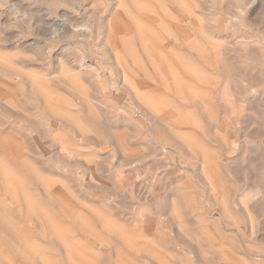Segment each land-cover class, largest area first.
Masks as SVG:
<instances>
[{
    "label": "bare ground",
    "instance_id": "1",
    "mask_svg": "<svg viewBox=\"0 0 264 264\" xmlns=\"http://www.w3.org/2000/svg\"><path fill=\"white\" fill-rule=\"evenodd\" d=\"M33 1H34L33 3L27 2V0H16V1L10 2V5L8 8L10 9V12L13 15V17H15V19L18 21V23L15 22L16 23L15 25H17V27H19V30H20V32H17V33L14 32L16 33L15 35L5 34L6 31H8V29L13 23L11 19L6 18L3 12H0V264H141L142 254L148 261L151 262V264H158L157 263L158 260L155 258L156 256L155 257L153 256L154 255L153 249L157 248L156 245H158L161 241H157L160 239L157 238L158 236H157L156 222L154 220L155 216H152L147 212V209L145 207V206H148L147 204L146 205L144 204L143 206V203H146L145 202L146 200L143 196L145 194L143 192H142L143 193L142 196L140 195V192H139V195H140L139 198L138 199L135 198L139 202L138 204H142V206L140 205V207L138 205H135V206L142 209V211L141 212L139 211L133 214H132L133 212L132 211L130 214V212L126 210L129 213V214L126 213L127 214L126 215L124 211L118 212L117 210V213H116L115 212L116 210L113 209L116 214L121 216V217H118V215H116L118 218H120L118 219L116 217V219H118L117 221L113 220L115 216L114 214H113L114 216L112 215L113 218L111 216L109 217L106 215L107 211L104 212L102 209L98 208V205L99 206L101 205L99 204V202L102 200L100 198L102 197L105 199V196L104 197L98 196L99 195L98 192L96 194H93V191L95 190L98 191V189L101 190L103 188L106 189L107 187H109L108 185L105 187L104 185L100 184V181L102 180V179L100 180L101 178L100 175H102L105 172H110V169L107 170L105 169L106 168L105 167L104 168L105 171L103 172L101 171L102 173H99V171L96 172V169L92 166L93 164L92 160L88 159L87 157H85V155L82 154L81 149L85 148L86 145H80L79 142L81 141L83 142L86 140H94V141L96 140L98 143H103V142L99 138L100 136L99 137L94 136L91 130L83 126L81 118L83 119L84 117L86 119L85 122L88 123L89 126L92 128H94V125L98 124L102 126V130H103L104 128L106 129L107 126H109L110 128L111 125L107 121L106 116H104L103 114L105 109L103 108V106L100 105L103 100L101 101V99L98 97L100 99L99 100L95 96V93L93 94V96L91 93H88L87 90L84 89L82 86V84L85 81L82 83L81 81L82 77H80L83 74H85L86 76H92V75L86 74L87 72L93 73V76H94V74L95 75L97 74V71L99 70V68L98 70H96V66L88 65L87 68L84 69L85 66L83 62L85 61L86 56L89 54L99 55L100 58L98 57H95V58H98L97 60H98V63H100L99 66L101 67V69L105 70L104 76H109V74L112 71H115V73L117 72L119 75H121L120 77L122 78L120 80L123 79V82H124L123 84H125V86L128 84V81L131 80L132 75L134 74L148 75L147 70L140 69L141 67H143L144 64L146 66L148 65V67H151L153 72L158 74V76L160 75V71L158 69L155 70V66L162 67V72H164L165 77H169L170 82L173 80L178 81V82H183L184 86L182 87L179 86V87L180 89L186 90V89H189V86L193 87V85L189 84V82L191 81L190 79H188L187 82L183 80L186 74L190 73L194 76V78L200 80V79H203L201 78V76H204V78H206L207 76L209 77L208 71H210L209 66L203 72V69L201 66L200 68H195L193 64L188 63L189 57L192 56L190 55L192 52L193 53L195 52V55L197 54L199 56L201 55V57L203 53H206L207 56H204L203 54V59L204 60L208 59V61L205 60L206 62H208V65H212L210 64L212 63L211 62L212 59L213 61L214 59L215 60L217 59L218 57L217 53L220 48L223 49V51L225 52V58L228 60H229V57H231L229 55V53L231 52H237V54L246 53L247 56L248 55L250 56L251 54L253 56V60L252 59L251 60L254 63V72H255L253 76H255L256 79L253 83V90L251 91L252 96L250 95L251 100L250 101L248 100V101L252 102L253 104V113L255 117V123L253 122L255 124L254 134L256 135V139L259 140L261 134L264 133V0H236L238 3H240L239 7L240 9H242L243 14L240 13L241 12L240 10V12H238L237 14L232 15V17L229 18L228 21H225L226 25L224 27L227 30L230 26H233L238 32L239 24L245 23L246 29H244V32H242L240 35L236 37L237 42L236 43L232 42L233 44L231 43L232 40L231 41L229 40L230 42L229 43L228 38L226 37L219 38V36L215 34L216 32L214 33L212 31H209L210 29L206 31L205 28L198 26L199 24L198 19L202 17L201 15L203 12V9L200 8L201 2H199L198 0H111L113 2V3L111 2L112 3L111 8L110 10L106 11L108 12V16L106 15L107 13L105 14L107 18H103L102 23L99 20L100 18L98 19L99 23H97V21L95 22L96 23L95 28H94L95 34L93 31H91L90 29L86 27L87 25L83 26L84 25L83 24L82 26H78L76 23L77 22L76 19L73 18L76 16V14L75 13L71 14L67 11V10L71 11L70 7L71 8L73 7L75 11L78 9L80 10L85 4V0H56V1H59L60 6L62 7L64 4L68 3L69 1H71L72 3V6H70L68 9L65 8L66 12L63 15H61V17H63L62 18L63 20H61L59 16H56L57 14L54 15L51 12L52 11L51 8H47V10L50 11L51 13L45 15L46 13L44 14V12H46V9L39 8L40 0H36V1L33 0ZM101 1L102 2L106 1L104 3L106 4L108 0H101ZM43 2L41 3L42 5H43ZM217 2L219 4V1ZM55 4L53 3L54 6ZM108 4H110V2ZM220 6L221 4H219V7ZM239 7H236V8H239ZM206 10L208 11V9ZM85 13H83L82 15L85 16ZM96 13L95 14L92 13V15H96ZM100 13L103 16V13L102 12ZM250 14L252 15L254 14L252 20H250L251 19V17H249ZM207 15H210V14H207ZM218 18H221V17H218ZM84 19H83V22L86 21V20L84 21ZM156 19H159L160 24L158 23L157 26L154 27L155 29L154 28L151 29V24L154 23ZM95 20L97 19L95 18ZM165 21H169L170 24L167 25ZM92 26H94V23ZM209 26L210 25H208V27ZM146 28L149 29V31ZM10 29H12V26ZM99 29H102V32ZM156 29H159V31ZM192 31L195 33L193 34ZM95 36H99V38H103L104 41L102 43L101 39L99 40L98 38H96L97 42L95 41L96 45L93 48V46L91 47V44L94 43L93 37ZM66 38H69L70 41L66 42L67 45L63 43L65 45L64 47L60 46L62 42L66 41ZM71 39H76L75 40L76 42L71 41ZM219 41L221 44H219ZM77 42L80 43L84 48L82 46L78 47V45L80 44H77ZM30 53H32L33 58L30 59L24 56V54L29 55ZM75 53H78V55H80L79 57L81 58L82 63L81 62L79 63L77 62L75 64L73 63L72 55H74ZM44 65L48 66V69H46L48 74L44 73L45 71ZM232 71L235 72L234 70ZM100 76L93 78V80L96 78L101 79L102 77L100 78ZM227 78H225V80L223 79L225 89L222 91V94H223L222 101L223 100L225 101L226 107L229 110V108L231 109V106L234 103V95L232 96L231 90L229 89V81ZM84 79L85 78L83 77V80ZM89 80H90L89 83L91 84L92 80L91 79ZM239 80L240 79H238V81ZM95 85L93 87H95ZM121 86H118V87H121ZM99 87L97 85L95 89L97 88L96 90H98ZM123 89L121 88V90ZM102 90L105 91V95H106L107 87L105 86V89L103 88ZM32 96L37 97V99L39 98L41 100L40 104L37 105V107H34V106L32 107L31 105H29V101H31L32 98L28 101V97H32ZM133 96L134 95H132V98ZM134 99L137 100L135 97ZM217 99H219V95ZM15 100H17V103H18V100H20V102L23 103L22 105L27 106L30 110H32L31 112L35 111L34 112L35 115L33 117H28L25 114H23L15 106V103H14ZM100 101L101 103L99 104ZM146 102H147V112H149L150 107H152L154 109L152 110L155 112H156V109L158 110V106L155 107V101L146 97ZM99 106H101L104 110L103 109H102L103 111L100 110L101 108ZM81 107L83 110L81 109ZM95 107L96 109H98L97 113L94 110ZM177 107L176 106L175 108L171 107L170 109L166 108V110H177L178 111L179 108ZM84 109H86V112H85L86 114H84ZM122 109H123V106H122ZM106 110H108V108H106ZM143 110H141L140 112L142 113ZM245 110H246L245 107L243 105H240V110L238 113L241 114ZM1 111H3L5 114H2ZM67 111H71V113ZM129 111L132 112L131 110ZM29 112L30 111H28V114ZM147 112L145 111L144 113H147ZM219 112L220 110H218V113ZM120 113L122 112L120 111ZM120 113L118 115H122ZM178 114H180V112H178ZM148 116L151 117L150 115ZM119 117L120 116H118L117 119H119ZM121 117H123V115ZM141 117H143V115ZM108 118L111 119V117H108ZM148 119L149 118L147 117V122H148ZM21 120L28 123L27 125H29L30 129L33 131V134L30 133L31 131L27 132V130H29L28 128L26 130L23 129V127L25 128L26 125L23 127H21V125L20 127L18 126L19 124H21L19 122ZM150 122L151 121H149V123ZM149 123H146V124L148 125ZM151 123H152L151 124L152 126L153 125L155 126V129L159 126L158 124L156 126V124H153V122ZM119 125H120V122H119ZM119 125L117 126L118 128L120 127ZM173 125L171 124L172 127ZM176 126L178 125H175V128H178ZM122 128L123 127H121V129ZM159 128L157 129L159 130ZM162 129L160 128L161 131ZM180 129L182 131L183 128H180ZM158 130H157V134L159 133ZM209 130H211L210 127H209ZM114 131H116V129ZM144 131H147V130H144ZM223 132L224 131H222V133ZM28 133L31 134V136ZM160 133H162L161 135H163V132H160ZM227 133H229V131ZM231 134L230 136H232ZM165 135L166 137L167 135L169 136V134L166 133V130H165L164 136ZM115 136L116 138L114 137V135H111L112 137L111 139H113L112 141L114 142L113 145L115 149L117 150L116 152L119 154V159H120V163L119 164L117 163L114 165V166H118L116 168L121 169L123 166L127 164L133 166V164L135 165L137 161L140 162L143 160V155L141 154L139 150H130L131 149L130 147L129 149H127V147L125 146L127 142L126 141L127 137L130 139L129 140L130 142H132L136 137L135 138H132L129 136L125 137L121 134L115 135ZM134 136L135 134L133 135V137ZM141 136L142 134H140V136L138 137L139 139L136 138L138 142L140 141V144L138 143L139 145H142L141 139L144 140L142 138L143 136L142 137ZM145 136H147V134ZM155 136H156V133H155ZM169 137L171 138L172 135ZM173 137H172V140H173ZM146 141L144 144H146ZM162 141L164 143V141H167V140H165L164 138ZM214 141L210 140V142H214ZM154 142L157 143V141H154ZM260 142L261 141L259 142L257 141L258 143V144L256 143L257 148L260 147ZM135 143L137 142L135 141ZM135 143L131 145L137 146ZM173 143H175V141ZM47 145H48V149H46ZM93 145L95 146V144ZM105 145L104 147H107ZM156 145L158 146L159 144L157 143ZM176 145L179 146L178 143H176ZM185 147L187 149H190L187 145ZM175 148L178 149L179 147L178 148L175 147ZM88 149H89V146H88ZM156 149L157 148H155V150ZM256 150L257 149H255V151ZM145 153H147V151ZM153 153L155 154L154 151ZM182 153H183V150H182ZM262 153L263 152L261 151V155ZM148 155H147V158H148ZM202 155L204 157L203 153ZM90 156L92 157V155H89V157ZM140 156H142V158ZM262 157L264 159V156ZM157 158L159 157L157 156ZM236 158L237 156L235 157V159ZM257 158H259V156ZM185 159H189V158H185ZM79 164L82 166L83 169H85L84 174L86 175V180H84V183H83V180L81 183V179H79L81 177V172L79 170L81 169H79V167L76 168V166ZM154 164L156 163L154 162ZM154 164H149V165H154ZM164 164L166 165V163ZM169 165H170V161H169ZM201 165L203 169L202 173L204 174L206 170H205L204 164L202 163ZM167 166L168 165H166V167ZM185 167L187 168L189 167L191 169L189 165ZM123 168L125 169V167ZM185 171H188V170L185 169ZM190 172L194 174V172L192 171ZM123 173H125L124 170H123ZM163 174L162 176H160L161 178H163ZM85 175L82 176V178L85 177ZM196 175L198 176L199 173ZM228 175H230V173ZM106 176L108 177L109 175H105V178ZM197 176L196 177L194 176V177L197 178ZM133 177L135 178V176ZM168 177L169 176L165 177V180H167L166 178ZM204 177H206L205 174H204ZM214 177H217V176H214ZM195 178L193 180H195ZM201 178L202 176L199 179ZM202 180L200 181L202 182ZM207 181H208L207 184L209 185L210 189L215 190L216 184H212V181H210L209 179H207ZM213 181L215 182V179ZM164 182L167 183L169 181H163L161 184H164ZM201 182L200 184H198L199 187L201 185ZM124 185H126V183ZM148 186L150 187L151 185H148ZM165 187H168V186L165 185ZM219 188L221 189V187ZM114 189L116 190V188H113L112 190ZM141 189H144V188H141ZM84 190H86L85 192L92 191V195H89V196L88 194L84 195L85 193L83 192ZM100 190H99V193H100ZM146 190L149 191L148 187ZM146 190H144V192H146ZM247 190L249 191V189ZM101 191H102L101 193H103V190ZM216 191L218 192L217 188H216ZM219 191H222V190H219ZM107 192L111 193V191H107ZM116 192L113 191L112 195L113 193L116 194ZM136 193H137V189H136ZM103 194H106V193H103ZM205 194L207 195V192ZM170 197H171L170 198L171 208L169 209L170 210L169 212H171V209H174V212H175V209H178V208H186L187 210V209H194L196 207L197 208L196 210L202 213V211L205 209V205H202V206L195 205L194 206L193 200L187 198V196H184L185 200L183 202H180V200L178 201L177 199L178 197L175 194H171ZM75 198L80 199L81 202L80 203L77 202ZM110 198L112 199L114 197H110ZM203 199L205 200V198ZM105 201L107 202L106 199ZM179 202L182 205H180ZM206 205H208V203H206ZM241 205L243 209L245 210L248 209L244 201H241ZM127 207L126 209H128ZM149 207H151V205ZM237 209L235 210L237 211ZM140 213L145 214V216L144 217L141 216ZM154 213L155 212H153V214ZM177 213H178V210H177ZM174 215H175L173 216L174 218H172V216L171 217L169 216V221L175 227L177 225L178 227H176V229L181 232L182 230L181 222L177 220L179 216L177 217L176 214ZM186 215L189 216V214H186ZM249 219H250V222L253 228L254 221L252 220V217L250 215H249ZM220 220H222V218ZM194 229H197V226ZM258 229L256 232H258ZM188 232L184 231L182 234H179V237H182L184 239L183 243L185 245H188L190 247H193V246L196 247L195 246L196 244H194L195 242L193 238L190 237L192 235H190V233ZM164 234H167V233H164ZM211 238L214 240V239H217L218 236L214 235V237L211 236ZM244 239L246 240V238H243V240ZM241 244L244 245L243 243ZM144 245L147 246V249H143ZM224 248L225 247L222 248L223 250L220 248V251L224 252L225 250ZM168 251H172V250H168ZM226 251L227 250H225V252ZM129 252H131L132 257L134 259H131L126 255V253H129ZM194 252L197 253L196 254L197 256L199 255L198 250L197 251L194 250ZM181 253L182 252L180 251L177 252L175 250L174 252H172V254L173 255L175 254L177 258ZM230 254L233 256L232 252ZM200 255L197 257L198 264H205L206 261ZM248 255L250 254L248 253ZM227 256L228 257H225V262H227L228 264H232V263L239 264L238 261L234 260L235 258H237L238 255L233 258L229 255ZM259 256H262V255H259ZM252 258H255V257H252ZM167 259L169 258L167 257ZM257 261L259 262V260ZM163 263H164V260H163ZM180 263L182 264V262Z\"/></svg>",
    "mask_w": 264,
    "mask_h": 264
},
{
    "label": "rangeland",
    "instance_id": "2",
    "mask_svg": "<svg viewBox=\"0 0 264 264\" xmlns=\"http://www.w3.org/2000/svg\"><path fill=\"white\" fill-rule=\"evenodd\" d=\"M11 1H16V0H0V12H3L5 14L6 18L11 19L12 23H13L11 25L12 29H10L11 28V26H10V28H9L10 30L8 29V31H6L5 34L15 35L17 32H20V30H19V27H17V25H15L16 24L15 22L18 23V21L15 19V17H13V15L10 12V9L8 8ZM46 1H47V3H46ZM87 1L85 0V5L80 10L78 9L76 11L74 10L73 7L72 8L70 7V6H72L71 1L66 3L67 6H66V4H64L62 7V6H60L59 1H56V0H49L50 3L48 2V0H42V1L40 0L39 8L46 9V12H44V14L46 13L45 15L52 12L54 15L57 14L56 16H59V18L61 20H63L62 19L63 17H61V15H63L66 12V9H68L70 7L71 11H69V10H67V11L71 14L72 13L76 14V16L73 18L76 19L77 25L78 26H82L83 24H84L83 26L87 25L86 27L94 32L95 31L94 28H95V24H96L95 22L97 21V23H99L98 19L100 18L99 20L102 23V19L107 18L108 12H106V11L110 10L113 2L111 0H108L110 2V4H108L109 3L108 1L106 4H104L106 1H103V2L101 0H87ZM90 1H92V2H90ZM198 1L201 2L200 8L203 9V12L201 15L202 17L200 19H198V21H199L198 26L205 28L206 31H208V29H210L209 31H212L214 33L216 32L215 34L217 36H219V38H223V37L225 38L226 37V38H228V42H229V40L230 41L232 40L231 43L232 42L236 43L237 42L236 37L238 35H240L242 32H244V29H246V24L245 23L239 24L238 32L233 26H230L227 30L225 29L224 26L226 25L225 21H228V19L231 18L232 15L237 14L238 12H240V10H241L240 13L243 14L242 9H240V7H239L240 3H238L236 0H212V1L211 0H208V1L207 0H198ZM217 1H219V4H221L220 7H219V4ZM27 2L33 3L34 1L33 0H30V1L27 0ZM42 2H43V5L41 4ZM55 2H56V4H55ZM53 3L55 4V6L53 5ZM87 4H89V5H87ZM103 6H105L106 8ZM236 7H239V8H236ZM47 8H51L52 11L51 12L48 11ZM61 9H62V11H61ZM83 9H85V10H83ZM206 9H208V11ZM88 10H90V11H88ZM104 10H105V12H104ZM84 11L85 12L87 11V12L85 13ZM96 11H97V13H96ZM100 12L103 13V16ZM83 13H85V16L82 15ZM92 13H94V14L96 13V15H92ZM105 14L107 16H105ZM207 14H210V15H207ZM218 15H220V16H218ZM10 16H11V18H10ZM210 16H212V17H210ZM216 16L221 17V18H218ZM253 16H254V14L253 15L250 14V16H249V17H251L250 20H252ZM81 17H83V18H81ZM89 17H90V19H89ZM213 17H215V18H213ZM95 18L97 20H95ZM83 19H84V21L86 20L85 21L86 23L83 22ZM104 21H105V19H104ZM155 22H156V24H158L159 19H156ZM165 22L168 23V21H165ZM93 23H94V26H92ZM208 25H210V26L208 27ZM215 28H217V29H215ZM99 30H101V32H102V29H99ZM14 32H16V33H14ZM194 33L195 32H193V34ZM94 34H95V32H94ZM196 34H197V32H196ZM93 38H94V43H92L93 45L91 44V47L93 46V48L97 42L96 38H98L99 40L101 39L102 43L104 41L103 38H99V36H95ZM68 39L69 38H66V41L62 42V44L60 46L64 47L65 45H67L66 42L70 41V39L69 40ZM76 39H71V41H75ZM77 44H80V43L77 42ZM219 44H221L220 41H219ZM79 46L81 47L82 45L80 44V45H78V47ZM203 54H204V56H207L206 53H203ZM203 54L201 57V55L200 56L198 54L195 55V52L194 53L192 52L190 54L192 56L189 57L188 63L193 64L195 66V68H200V66H201L203 69V72L209 66V69H210V71H208L209 77L205 76L206 78H204V76H201V78H203V79H201L202 80L201 84H199V82H198L199 80L195 78L194 79L195 84L193 87L189 86V89H186V90L182 89V92L179 93V95H178V96H181V98L178 97V100L170 102V105L173 106L174 108H175V106L176 107L178 106L177 107V108H179L178 111L177 110H163L162 112L158 111L157 116L154 115L156 113L149 111L146 113L145 118L140 119L141 120L140 125L138 124V119H137L136 115H132V114L125 115L123 113L124 116H126V117H124V118L119 117V119H117L118 115H115V113L113 112L114 111L113 108H117V107L113 106L112 102L110 101L111 97L105 95V91L102 90L103 88L105 89L106 83L108 84V82H106V80L104 79V77H105L104 71L105 70L101 69V67L99 66L100 63H98V60H97L100 57H99V55H95V54H93V55L89 54L86 56L85 61L83 62L84 66H85L84 69L87 68L88 65H92V66H96V70H98V68H99V70L97 71L96 75L94 74V76H93V73H91V72L90 73L87 72L86 74L92 75V76H86L85 74H83L84 76L83 75L80 76V77H82V79H81L82 83L84 81L85 82L88 81L87 83H89L90 82L89 79L92 80L91 81L92 85L90 83L87 84L84 82L86 85L83 83L82 84L83 88L86 89L88 93H91L92 96L95 93V96L97 98L99 97L101 99V101L102 100L104 101V103L102 101V103L104 105L101 103V101L99 102V104L101 103L100 105L103 106V108L105 110H106V108H108V110L105 111L101 106H99V107L101 108L100 110H102V109L104 110L103 114H104V116H106V119L110 123L111 126H113V124L119 125V122H120V125H121V122H122V125L128 124L130 129H131L130 135L132 138L136 137L137 139H139L138 137L140 136V134H142L143 137L142 136L141 137L144 139V140H142L140 138L141 142H142L140 149H137V148L136 149L135 148L130 149V150H139L141 152V154L143 155V160L140 162L137 161L138 163L136 162L135 165L133 164V166L127 164V165L123 166V167H125V169L122 167L121 168L122 170H121V169L116 168L118 166H114L115 164L120 163V159L118 157L112 158L111 156H109L110 155L109 153H111V148L113 146L111 144V142L113 141V139H111L112 138L111 135H113V134L110 133L111 128H109V126H107L106 129L103 127L104 129L102 130V126H100L98 124L97 125L99 127L97 125H94V128H92L89 126L88 123L85 122L86 119L84 117H83V119L81 118L83 126L88 128L89 130H91L92 133L94 134V136H98V137L100 136L99 138L104 143V144L98 143L96 140L95 141L94 140H86L83 142L81 141V142H79L80 145H86L85 148L81 149L82 154L85 155V157H87L88 159L92 160V163H93L92 166L96 169V172L99 171V173H102L103 171H105V169H107V170L110 169V172H105L102 174L104 176L100 175V177H101L100 180L102 179L100 181V184L104 185L105 187L108 185L110 187V189H109V187H107L106 189H104V188L101 189V190H103V193H106V194L101 193L102 191L100 189H98V191L97 190L93 191V194H96L98 192V194H99V195L97 194L98 196H103V197L105 196V199L109 203H107L105 201V199L101 197L100 199H102L101 200L102 202L101 201L99 202V204H101V205L100 206L98 205V208L102 209L104 212L107 211L106 215L109 217L111 216L113 218V216L115 215L113 218V220H115V221L120 219L118 217H121L118 214H116L117 210H118V212L124 211L125 214L126 213L129 214L128 212H130V214H131L132 211H133L132 214L139 212V211L141 212L142 209H140L139 207H140V205L142 206V204H138L139 202L136 199H138L140 195L142 196L143 193L145 194L143 196L146 200L145 201L146 203H143V206H144V204L145 205L147 204L148 206H145L147 209V212L150 215L156 217V218L154 217V220L156 222V229H157V236H158L157 238L160 239L157 241H161L158 245H156L157 248L153 249V251H154L153 256L154 257L156 256L155 258L158 260V262H157L158 264H162L163 260H164L163 264H167V263L169 264L171 262H172L171 264H177V262H178V264H181L180 262H182V264H198L197 257L200 254H201L200 256H202L204 258V260L206 261V262L204 261L205 264H226L227 262H225V257H228L227 255L231 256L232 258L236 257L238 255L237 258H235L234 260L238 261L239 264H264V258H263V256H264V241H263L264 240V232H263L264 231V159L262 157V156H264L263 155L264 154V141H263L264 140V133L261 134L259 140L256 139V135L254 134L255 117H254V113H253V104H252V102H249L251 100V96H252L251 91L253 90V83L256 79L255 76H253L255 74L254 63L252 62L253 56L251 54H250V56L249 55L247 56L246 53L237 54V52H231V53H229V55L231 57H229V60H228L225 58V52L223 51L222 48H220L218 50V53H217L218 54L217 59L216 60L214 59V61L212 59L211 60L212 63H210L212 65H208V62L205 61V60L208 61V59L204 60ZM24 56L27 58H30V59L33 58L32 53H30L29 55L24 54ZM74 56H76V57H74ZM79 56L80 55H78V53H75L74 55H72V61L74 64L77 62L82 63L81 58ZM95 57H98V58H95ZM239 57H241V58H239ZM44 67H45L44 73L46 74L47 73L46 69H48V66L44 65ZM241 68H242V70H241ZM232 70H234L235 72H233ZM98 72H100V73H98ZM98 76H100V78L101 77L102 78L101 79L96 78L93 80V78L98 77ZM83 77L86 80L85 79L83 80ZM225 78H227L229 81V89L231 90L232 96L234 95V103L231 106V109L229 108V110L226 107L225 101L224 100L222 101V98H223L222 91L225 89V86H224ZM238 79H240V80L238 81ZM94 81L98 84H96ZM100 82L102 85L100 84ZM93 83H94V85L96 84L95 87L97 85H98V87L101 85L98 88V90H96L97 88L95 89V87H93L94 86ZM222 83H223V85H222ZM89 85L92 87L93 90L91 89V87ZM103 85H104V87H103ZM216 92H217V94H216ZM218 95H219V99H217ZM175 97L177 98V96H175ZM175 97H174V99H175ZM34 98L37 99V97H33V96L28 97V101L31 99V101H29V105H31L32 107L33 106L37 107V105L40 104L41 100L39 98L37 100H35ZM215 100L217 101V103ZM219 101H220V103H219ZM19 102H20V100H18V103H17V100H15V102H14L15 106L18 108L19 111H21L23 114H25L28 117H33L35 115L34 114L35 111L31 112L32 110H30L27 106L22 105L23 104L22 102H20V104H19ZM240 105H243L246 109L241 114L238 113L240 110ZM162 107L163 106H161V108ZM81 109H82V107H81ZM71 110H72V108H71ZM94 110L97 113L98 109H96V107L94 108ZM109 110H110L111 114H110ZM214 110H215V112H214ZM218 110H220L219 113H218ZM28 111H30L29 114H28ZM67 112L71 113V111H67ZM85 112H86V109H84V114H86ZM178 112H180V114H178ZM1 113L5 114L3 111H1ZM107 114H108V116H107ZM219 114H220V116H219ZM148 115H150L151 117H149ZM152 116L154 119L152 118ZM108 117H111V119ZM147 117L149 118L148 122H147ZM127 118H128V120H127ZM149 121L153 122V124H156V126L158 124L161 129L163 128L162 131L160 130V128L158 126L157 128H159V130L157 128L156 129L158 130L159 133L157 134V130L155 129V126L154 125L152 126L151 125L152 123L151 122L149 123ZM19 122L21 123L18 125L19 127H20V125H21V127L26 125L25 128L23 127V129L26 130L28 128L29 130H27V132L31 131L30 133L33 134V131L30 129L29 125H27L28 124L27 122L22 121V120ZM146 123H149V124L147 125ZM133 124H135V125H133ZM171 124L172 125L174 124L173 127L171 126ZM132 125H133V127H132ZM149 125H150V127H149ZM175 125H178V126H176L178 128H175ZM147 127H149V128H147ZM179 127L183 128L182 131ZM209 127L211 128V130H209ZM234 127H236V128H234ZM144 130H147L149 132L144 131ZM165 130H166V133L169 134V136H171V135H172V137L174 136L173 140H172V137L170 138L168 135H167V137H166V135L164 136ZM222 131H224V132L222 133ZM228 131H229V133H227ZM160 132H163V135H161L162 133H160ZM155 133H156V136H155ZM31 134H29V135L31 136ZM106 134H108V135H106ZM134 134H135V136L133 137ZM146 134H147V136H145ZM153 134H154V136H153ZM212 134H213V136H212ZM218 134H219V136H218ZM230 134L232 136H230ZM151 135L153 136V138ZM162 136L165 138V140H167V141H164V143L162 141L164 139ZM136 138L133 140L134 142L132 141L133 144L135 143V141H137ZM148 138L152 141H150ZM233 139H234V141H233ZM210 140H212V141L215 140V141L210 142ZM236 140H238V141H236ZM145 141H146V144H144ZM154 141H157V143L159 145L157 146L156 145L157 143ZM174 141H175V143H173ZM257 141L258 142L261 141L260 147H258V148L256 146L258 144ZM171 143H173V144H171ZM176 143H178L179 146H177ZM93 144H95V146ZM135 144H137V143H135ZM104 145L107 147H104ZM163 145H164V147H163ZM186 145L190 149H187L185 147ZM88 146H89V149H88ZM154 147L157 149L155 150ZM175 147H177V148L179 147L178 148L179 150L176 149ZM239 148H240V150H239ZM46 149H48V145H47ZM253 149H254V151H253ZM255 149H257V150L255 151ZM152 150L155 152V154L153 153ZM177 150H178V152H177ZM182 150H183V153H182ZM260 150L263 152L262 155H261ZM146 151H147V153H145ZM179 152H181V153H179ZM202 153L204 154V157H203ZM258 153H259V155H258ZM150 154H151V156H150ZM182 154L184 155V157ZM237 154L239 155V157ZM89 155H92V157L91 156L89 157ZM147 155H148L149 160L147 158ZM177 155H178V157H177ZM144 156H145V158H144ZM157 156L159 158H157ZM236 156H237V158L235 159ZM258 156L260 159L262 158L261 161L259 158H257ZM140 157L142 158V156H140ZM182 157H183V159H182ZM185 158H189V159H185ZM198 158H199V160H198ZM165 160H166V162H165ZM116 161H118V162H116ZM156 161H158V162H156ZM169 161H170V165H169ZM154 162L156 164H154ZM142 163H144L145 166ZM148 163L154 164V165H149ZM164 163H166V165H168L170 167H168V166L166 167V165ZM202 163L204 164V167L206 170L204 173L206 177H204V174L202 173V170H203L202 165H201ZM177 164H179V165H177ZM180 164H182V165H180ZM174 165L177 167H175ZM188 165L193 170H191L189 167L188 168L190 170L187 167H185ZM199 165H200V167H199ZM80 166L81 165L79 164L76 166V168L79 167V169H81V170H79L81 172V177L79 179H81V183H82V180L84 183V180H86V175L84 174L85 169H83L82 166L81 167ZM163 166H164V168H163ZM179 166L181 169L179 168ZM197 167L200 170H198ZM138 168H140V169H138ZM151 168H152V170H151ZM161 168H163V169H161ZM184 168L188 171H185ZM141 169H142V171H141ZM178 169H180V170H178ZM224 169H226L227 171ZM123 170L125 173H123ZM136 170L137 171L139 170V171L137 172ZM152 171H154V172H152ZM167 171H168V173H167ZM190 171L194 172V174L191 173ZM126 172L127 173L129 172V173L127 174ZM110 173H112V174H110ZM198 173H199V175H198L199 177L196 175ZM229 173H230V175H228ZM132 174H134V175H132ZM162 174H163V178L160 177V176H162ZM190 174H192V175H190ZM224 174H226V175H224ZM84 175H85V177L82 178V176H84ZM105 175H109V176L108 177L106 176V178H105ZM139 175H141V176H139ZM127 176H129V177H127ZM133 176H135V178ZM167 176H169V177L166 178L167 180H165V177H167ZM191 176H192V178H191ZM194 176L195 177L197 176V178H195ZM201 176H202V178L199 179ZM214 176H217V177H214ZM148 177H150L151 179ZM194 178H195V180H193ZM228 178H230V179H228ZM109 179L112 183L109 181ZM114 179H116V180H114ZM149 179H150V181H149ZM207 179L212 181V184H216V188L218 189V192L216 191V188H215V190L210 189L209 185L207 184L208 183ZM214 179H215V182L213 181ZM217 179H219V180H217ZM112 180H114V181H112ZM146 180H147V182H146ZM200 180H202V182ZM159 181H160V183H159ZM163 181H169V182H167V183L164 182V184H161ZM124 182L126 183V185H124L125 184ZM156 182H157V184H156ZM200 182H201L202 186L200 185V187H199L198 184H200ZM111 185H112V187H111ZM148 185H151V186L149 187ZM165 185H167L168 187H165ZM217 185H218V187H217ZM139 186H140V188H139ZM158 186H159V188L160 187L161 188L159 189ZM147 187H148L149 191L146 190ZM219 187H221V189ZM111 188L112 189L116 188V190L115 189L112 190ZM141 188H144V189H141ZM245 188H246V190H245ZM136 189H137V193H136ZM239 189H240V191H239ZM247 189H249V191ZM99 190H100V193L102 195L99 193ZM106 190L111 191V193L107 192ZM144 190H146V192H144ZM157 190H158V192H157ZM219 190H222V191H219ZM85 191L86 190H84L83 192H85ZM113 191L114 192L117 191L116 194L118 196L115 193H113V195H112ZM83 192H82V194H83ZM139 192H140V195H139ZM204 192L205 193L207 192V195ZM87 194H88V196L92 195V191L84 193V195H87ZM171 194H175L178 197L177 198L178 201L180 200V202H183L185 200L184 196H187V198L193 200L194 206L195 205H197V206L198 205H200V206L205 205L206 210L204 209L201 213L200 211L198 212L196 210L197 208L195 207L194 209H187V210H186V208H178V209H175V212H174V209H171V212H169L170 211L169 209L171 208V202H170ZM155 195H156V197H155ZM199 195L201 197L202 196L203 197L201 198ZM220 195H221V197H220ZM149 196H151V197H149ZM236 196H237V198H236ZM110 197H114L115 199L114 198L111 199ZM146 197L148 200L146 199ZM203 198H205V200ZM206 198H207V200H206ZM75 199L77 202H79V203L81 202L80 199H77V198H75ZM200 199H202V200H200ZM234 199L235 200L237 199V200L235 201ZM197 200H199V201H197ZM103 201H105V202H103ZM241 201H244L246 203V206L248 207V209H246V210L243 209V207L241 205ZM180 202H179V204L182 205ZM202 202H203V204H202ZM205 202L208 203V205H206ZM215 202H217V203H215ZM233 202H235L236 204ZM135 203H137V204H135ZM216 204L218 205V207ZM135 205H138L139 207H137ZM150 205H151V207H149ZM232 205H233V207H232ZM112 206H113V208H112ZM126 207L128 209H126ZM120 208H122V209H120ZM136 208H137V210H136ZM234 208L235 209L238 208L237 211ZM113 209L116 210L115 211L116 213L114 212ZM126 210H128V212ZM177 210H178V213H177ZM153 212H155V213L153 214ZM172 212H174V213H172ZM110 213H112V214H110ZM140 214L143 217L145 216V214H142V213H140ZM174 214H176L177 217L179 216L178 218L177 217H175V218H177V220H179L181 222V227L183 230V231L181 230V232L176 229V227H178L177 225L175 227L169 221V216L170 217L172 216V218H174L173 217V216H175ZM186 214H189V216ZM116 215H118V217ZM166 215H168V216H166ZM249 215L252 217V220L254 221V227L253 228H252V225H251V222L249 219ZM116 217L118 219H116ZM164 217H165V219H164ZM188 218H189V220H188ZM221 218H222V220H220ZM227 224H229L231 226H229ZM221 225H223V226H221ZM261 225H262V227H261ZM196 226H197V229H194V228H196ZM244 228H246V229H244ZM247 228H248V230H247ZM225 229H226V231H225ZM257 229H258V232H256ZM184 231L185 232L189 231L188 233H190V235H192L190 237L193 238V240L195 242L194 244H196L195 245L196 247H194V246L190 247V246L185 245L183 243L184 239L182 237H179V234H182ZM249 231H250V233H249ZM164 233H167V234H164ZM214 235L218 236V238L213 240L211 238V236L214 237ZM243 238H246L247 241L245 239L243 240ZM161 239H163V240H161ZM179 240H181L182 242ZM250 241H252V242H250ZM174 242H176V243H174ZM241 243H243L244 245H242ZM246 243H248V244H246ZM260 243L263 245H261ZM220 244H221V246L225 247L224 249L227 250L226 251L227 253L225 252V250H224L225 253L223 251H220V248L221 249L223 248L220 246ZM228 245H230V246H228ZM169 247H171V248H169ZM167 248H169V249H167ZM143 249H147V246L144 245ZM168 250H172V251H168ZM174 250L177 252H179V251L182 252L178 256V258L175 254H174L175 256L172 254V252H174ZM194 250L195 251L198 250V253H199L198 256L196 255L197 253H195ZM243 250H245V251H243ZM205 251H207V252H205ZM228 251L229 252L231 251L233 256L230 254L231 252L229 253ZM157 252H159V253H157ZM129 253H130V255H129ZM129 253H126V255L129 258L134 259L132 257L131 252H129ZM213 253H214V255H213ZM248 253L250 255L251 254L252 255L254 254V255L253 256L251 255V257H250V255H248ZM259 255H262V256H259ZM167 257L169 259H167ZM252 257H255V258H252ZM222 259H224V260H222ZM145 260L147 261L148 264H151V262L148 261L144 257V255L142 254L141 264H142V262H143V264L144 263L147 264ZM170 260H171V262H170ZM257 260H259V262Z\"/></svg>",
    "mask_w": 264,
    "mask_h": 264
},
{
    "label": "crops",
    "instance_id": "3",
    "mask_svg": "<svg viewBox=\"0 0 264 264\" xmlns=\"http://www.w3.org/2000/svg\"><path fill=\"white\" fill-rule=\"evenodd\" d=\"M166 24L169 25L170 24L169 21ZM155 26H157L156 22L152 23L151 24V29H153ZM147 30L149 31V29H147ZM156 30L159 31V29H156ZM140 69L141 70L142 69L147 70L148 75H146V74H134V75H132L131 80L128 81V84H127L128 87H127V85L125 86V84H123L124 83L123 79L120 80L122 78V77H120L121 75H119L117 72L115 73V71L112 72L113 74L110 73L109 76H105L104 77L106 82H108V84L106 85V87H107L106 95L111 97V100H112L111 102H112L113 106L115 105L114 107H117V108H113V110H114L113 112L116 115H118L120 113V111H121L122 113H120V114H122L123 117H124V114L128 113L127 115H129V114L135 115L136 114L137 119H139V118L142 119L143 117L145 118L146 117V113H144V112L145 111L147 112L146 97H148L149 99L155 101V107L158 106V110L156 109V112L153 111L154 109L152 107H150V109H149L150 112L156 113L154 115L157 116L158 115V113H157L158 111L162 112L163 110H166V108L170 109L171 107H173V106L170 105L171 101L178 100V97L181 98V96H178V95H179V93L182 92V89H180V87L184 86L183 82H178V81H174V80L170 82L169 81V77H165L164 72H162V67L155 66V70L158 69L160 71V75L159 76H158V74L154 73L153 70L151 69V67H148V65L146 66L144 64L143 67H141ZM188 79L191 80L189 82V84L194 86V79H195L194 76L192 74L188 73V74L185 75L183 80L187 82ZM145 81H146V83H145ZM198 82H199V84H201V79ZM121 84H122L123 87L121 86ZM118 86H121V87H118ZM139 86H141V87H139ZM147 87H148V89H147ZM121 88L122 89L124 88L125 90L124 89L121 90ZM144 88H146V89H144ZM132 90H133V92H132ZM118 95H119V97H118ZM132 95H134L133 98H132ZM175 96H177L176 99H174ZM134 97L137 100H135ZM144 101H145V103H144ZM136 103L138 104V106H137ZM122 106H123V109H122ZM161 106H163V107L161 108ZM128 109L131 110L132 112H130ZM141 110H143L142 113L140 112ZM118 111H119V113H118ZM140 113L143 115V117H141L142 115ZM122 115H118V116L121 117ZM138 116H139V118H138ZM140 119L138 120V124H140V121H141ZM121 125H119L120 126L119 128L117 127L118 125L110 127V128H112L111 129V133L114 135V137L116 138L115 135H119V134H121V135H123L125 137L126 136L131 137L130 136V130L131 129H130L129 125H127V124H124L122 126ZM113 127H115V128H113ZM121 127H123V128L121 129ZM113 129L114 130L116 129V131H114ZM129 140L130 139L127 137V139H126L127 142L125 141L126 144H127V145L125 144L127 149H129V147L132 148V149H134V148L135 149L136 148L140 149V146H141V145H139L140 141L139 142H138V140L136 141L137 142L136 145L137 146L139 145L137 147V146H132L131 144H133V142H130ZM113 144H114V142H112V145ZM116 151L117 150L115 149V147L113 145L112 148H111V153H110L109 156H111L112 158L113 157H118L119 158V154Z\"/></svg>",
    "mask_w": 264,
    "mask_h": 264
}]
</instances>
